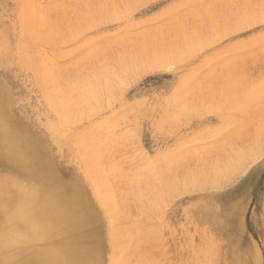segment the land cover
<instances>
[{"label":"rangeland","instance_id":"obj_1","mask_svg":"<svg viewBox=\"0 0 264 264\" xmlns=\"http://www.w3.org/2000/svg\"><path fill=\"white\" fill-rule=\"evenodd\" d=\"M0 89L96 264H264V0H0Z\"/></svg>","mask_w":264,"mask_h":264},{"label":"bare ground","instance_id":"obj_2","mask_svg":"<svg viewBox=\"0 0 264 264\" xmlns=\"http://www.w3.org/2000/svg\"><path fill=\"white\" fill-rule=\"evenodd\" d=\"M2 91L0 169L13 171L26 183L18 184L16 194H7L0 186V264H96L99 246L92 228L94 213L78 185L60 175L43 142L26 133L13 113L4 111Z\"/></svg>","mask_w":264,"mask_h":264},{"label":"crops","instance_id":"obj_3","mask_svg":"<svg viewBox=\"0 0 264 264\" xmlns=\"http://www.w3.org/2000/svg\"><path fill=\"white\" fill-rule=\"evenodd\" d=\"M252 174V173H251ZM251 177H254V175H252Z\"/></svg>","mask_w":264,"mask_h":264}]
</instances>
